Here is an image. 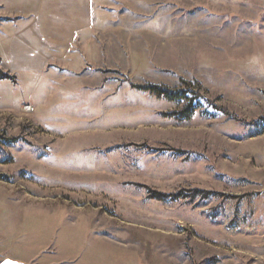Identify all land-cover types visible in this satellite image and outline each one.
I'll list each match as a JSON object with an SVG mask.
<instances>
[{
    "label": "rangeland",
    "instance_id": "374dc122",
    "mask_svg": "<svg viewBox=\"0 0 264 264\" xmlns=\"http://www.w3.org/2000/svg\"><path fill=\"white\" fill-rule=\"evenodd\" d=\"M112 4L90 77L0 40V264H264V0Z\"/></svg>",
    "mask_w": 264,
    "mask_h": 264
},
{
    "label": "crops",
    "instance_id": "0c3cea01",
    "mask_svg": "<svg viewBox=\"0 0 264 264\" xmlns=\"http://www.w3.org/2000/svg\"><path fill=\"white\" fill-rule=\"evenodd\" d=\"M107 2L116 4V0L26 2L25 13L5 26L1 38L10 71L57 68L90 77L93 60L100 63V56L92 54L93 44L98 43L93 29H100L101 22L109 19L108 12L116 9Z\"/></svg>",
    "mask_w": 264,
    "mask_h": 264
},
{
    "label": "trees",
    "instance_id": "16d2710c",
    "mask_svg": "<svg viewBox=\"0 0 264 264\" xmlns=\"http://www.w3.org/2000/svg\"><path fill=\"white\" fill-rule=\"evenodd\" d=\"M4 79H10V80H14L15 77L7 72H2L0 71V80H4ZM138 88H141V89H148L151 91V93H153L154 95L156 96H159V97H164L166 99H170V100H178V99H181L184 95V92L182 91H172V90H168V89H161V88H158L156 86H148V87H143V86H137ZM204 198L206 197V195H208L209 193L207 192H202ZM157 197H161L162 195L160 194H156ZM164 197H166L164 195Z\"/></svg>",
    "mask_w": 264,
    "mask_h": 264
},
{
    "label": "bare ground",
    "instance_id": "6f19581e",
    "mask_svg": "<svg viewBox=\"0 0 264 264\" xmlns=\"http://www.w3.org/2000/svg\"><path fill=\"white\" fill-rule=\"evenodd\" d=\"M32 110H33V108L30 107L29 105L24 108L25 112H31Z\"/></svg>",
    "mask_w": 264,
    "mask_h": 264
},
{
    "label": "water",
    "instance_id": "95a60500",
    "mask_svg": "<svg viewBox=\"0 0 264 264\" xmlns=\"http://www.w3.org/2000/svg\"><path fill=\"white\" fill-rule=\"evenodd\" d=\"M2 264H8V262H7V261H5V262H3Z\"/></svg>",
    "mask_w": 264,
    "mask_h": 264
}]
</instances>
